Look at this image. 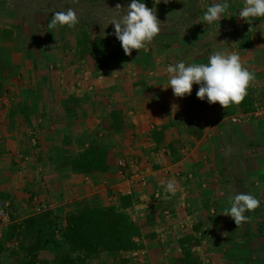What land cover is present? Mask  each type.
<instances>
[{"label": "crops", "instance_id": "crops-1", "mask_svg": "<svg viewBox=\"0 0 264 264\" xmlns=\"http://www.w3.org/2000/svg\"><path fill=\"white\" fill-rule=\"evenodd\" d=\"M27 1L19 9L0 8V200L8 203L0 238L10 218L118 206L121 195H130L125 212L141 227L139 249L102 253L87 264L169 263L185 236L201 238L192 251L202 264H264V17L249 25L238 17L244 0H227L230 17L209 26L203 13L221 0H161L155 5L161 32L147 49L97 72L79 54L77 33L50 30L44 17L69 8L91 15L103 6L57 0L29 8ZM115 1L127 11V0ZM142 2L154 6V0ZM100 3L113 13L112 2ZM214 50L237 52L254 71L252 112L207 99L187 110L184 98L163 89L169 65L207 63ZM114 110L121 112L118 132L110 129ZM160 129L157 142L152 132ZM91 143L109 149V168L74 172L70 160ZM170 179L177 182L175 196L161 183ZM239 193L252 194L260 207L246 212L250 221L237 228L222 211ZM3 253L1 264L9 256Z\"/></svg>", "mask_w": 264, "mask_h": 264}, {"label": "trees", "instance_id": "trees-1", "mask_svg": "<svg viewBox=\"0 0 264 264\" xmlns=\"http://www.w3.org/2000/svg\"><path fill=\"white\" fill-rule=\"evenodd\" d=\"M94 5L97 0H90ZM95 1V2H93ZM129 3L131 0H127ZM144 0H140L142 2ZM149 1V0H148ZM175 0H171L169 5ZM5 3L6 0H4ZM165 5L166 8L170 6ZM7 7V6H6ZM260 19V18H258ZM256 19V20H258ZM76 46L81 56H89L95 71H105L111 67L126 63L131 56L125 55L119 40L115 35L92 37L87 30L80 28L77 33ZM241 46H245L242 44ZM197 90L183 97L185 108L192 109L195 105L204 104L196 96ZM243 113L252 112L255 108V98L250 89L245 99L237 105ZM111 128L116 132L121 130V112L114 110L110 113ZM157 142L163 138V129L152 132ZM171 147V146H169ZM172 149V148H171ZM110 151L107 147L91 143L78 152L71 160L70 167L74 172L94 174L105 172L109 168ZM132 204L130 195H121L118 206L89 207L82 206L65 216L55 214L51 210L26 217L20 222L10 218L3 229L0 238V254L6 251L10 255L21 254L16 264H48V258L43 253L54 255L56 250H65L60 254L55 264H87L89 260L103 254L132 252L139 249L135 241L141 236V227L134 222L125 209ZM63 220V224L59 222ZM59 228V242L53 238ZM16 243V248L8 245ZM201 238L185 236L178 240L181 253L169 263L158 264H202L192 249L198 246ZM10 250H16L11 251ZM58 251H56V255ZM123 262V261H122ZM1 264V263H0Z\"/></svg>", "mask_w": 264, "mask_h": 264}, {"label": "clouds", "instance_id": "clouds-1", "mask_svg": "<svg viewBox=\"0 0 264 264\" xmlns=\"http://www.w3.org/2000/svg\"><path fill=\"white\" fill-rule=\"evenodd\" d=\"M77 3L78 0H73ZM171 0H163L168 4ZM161 0H154V6L149 8L140 0H131L127 5L126 14L120 19H113L114 35L119 40L125 55L131 56L133 50L147 49L156 36L161 32L160 23L156 15L155 5ZM231 5L227 0L214 3L207 7L202 16V21L207 25H213L228 16ZM121 4L117 3L115 9L121 10ZM238 17L249 25L258 18L264 17V0H244V5L238 13ZM77 13L69 8L66 12L56 11L51 16L47 27L50 30L67 26L75 27L79 23ZM168 80L163 85L166 90L171 87L173 95L183 98L191 95L193 85H199L196 92L200 100L207 99L209 104H216L227 109L230 105H239L248 95V88L255 84V73L250 71L241 61L237 52L214 50L208 57L207 63L186 64L180 61L175 65H169L166 69ZM176 108L174 104L172 106ZM162 186L167 194L175 196L178 191L177 182L174 179L162 181ZM229 208L222 213L230 216L237 228L250 221L246 212L255 211L260 207V201L252 194L239 193L228 197Z\"/></svg>", "mask_w": 264, "mask_h": 264}, {"label": "rangeland", "instance_id": "rangeland-1", "mask_svg": "<svg viewBox=\"0 0 264 264\" xmlns=\"http://www.w3.org/2000/svg\"><path fill=\"white\" fill-rule=\"evenodd\" d=\"M38 1V2H37ZM53 1H57V0H28L27 3L31 2L30 4H28L29 8H33L35 6H39L41 4H39V2L43 3L44 6L48 5L50 6L51 3ZM63 4H67L70 0H58ZM103 2H112V4L114 6H116V1H106V0H102ZM7 3L4 2V0H0V8L4 9L6 6L10 9H19L21 5H24L23 2H21V0H6ZM95 2V1H93ZM121 4V3H120ZM62 5V4H60ZM94 5L97 6H103V9L100 8H95L93 14L91 15H78L79 17V23L72 28H69L67 26H64L61 28V31L63 29V31L67 32L68 37H71L72 35H75V33H78V29L80 28H84L85 30H87V32L92 36H98V37H105V36H110L114 34V25L111 24V21L115 18V19H120L124 14H126V11L124 10L125 8L121 9V10H117L115 9V7H113V13H106L105 8H104V3H100V0H97V2H95ZM107 5V4H106ZM122 5V4H121ZM124 7V6H122ZM106 10H111V8H106ZM115 11H117V13H115ZM6 16V15H5ZM4 16V18H5ZM44 18H48V21L50 22L51 16L47 15V17ZM158 19L160 20V18L158 17ZM69 50V49H68ZM60 224H63V220H61L59 222ZM53 238L56 242H59V228H57L53 234ZM9 248H16V243L14 242V244H10ZM11 253L12 251H16V250H10ZM56 251H58V254L56 255ZM54 255L52 254H48L49 256H46L47 253H43L44 257L48 258V264H55V260L56 258L62 254L65 250H56ZM5 253H8V258L5 260V264H16L17 261H19L21 259V254L19 255H10L9 251H6ZM5 253H3L4 255H6ZM57 256V257H56ZM112 260H114V258L111 257H106L104 261H107L108 263H111ZM121 260V259H120ZM4 262V261H3ZM121 264H124V262H122ZM137 264V263H136Z\"/></svg>", "mask_w": 264, "mask_h": 264}, {"label": "built area", "instance_id": "built-area-1", "mask_svg": "<svg viewBox=\"0 0 264 264\" xmlns=\"http://www.w3.org/2000/svg\"><path fill=\"white\" fill-rule=\"evenodd\" d=\"M243 120H244V119H242V118H232V119H231V121L234 122V123H238V122L243 121ZM118 165H119L120 167H122V168L125 167V164H124V161H123V160H120V161L118 162ZM138 180H139L140 182H144V181H145V178H144V176H139V177H138ZM7 207H8V203L5 202V201H3V200H0V220H1V219L3 218V216L5 215V211H6Z\"/></svg>", "mask_w": 264, "mask_h": 264}]
</instances>
